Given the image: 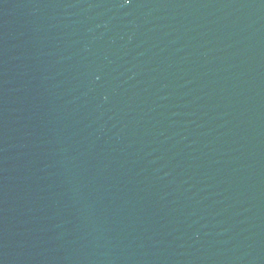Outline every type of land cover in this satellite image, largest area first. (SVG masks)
Masks as SVG:
<instances>
[{"label":"water","instance_id":"1","mask_svg":"<svg viewBox=\"0 0 264 264\" xmlns=\"http://www.w3.org/2000/svg\"><path fill=\"white\" fill-rule=\"evenodd\" d=\"M0 264H264V0H0Z\"/></svg>","mask_w":264,"mask_h":264}]
</instances>
